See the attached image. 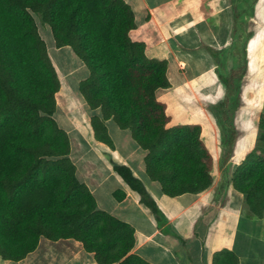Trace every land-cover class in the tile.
<instances>
[{
	"label": "trees",
	"instance_id": "16d2710c",
	"mask_svg": "<svg viewBox=\"0 0 264 264\" xmlns=\"http://www.w3.org/2000/svg\"><path fill=\"white\" fill-rule=\"evenodd\" d=\"M48 25L57 48L69 46L89 76L79 83L93 138L112 148L105 121L131 132L144 150L146 172L165 195L200 193L212 184V157L199 126L169 128L156 90L168 88L166 61L133 41L135 15L124 0H0V258L17 262L41 238L73 239L96 264H150L133 253L134 229L99 210L76 177L70 139L53 117L61 81L36 20ZM258 145L237 167L232 185L243 194V214L264 218V118ZM114 170L150 208L162 215L142 183L125 166ZM117 196V195H116ZM118 199L121 196H117ZM214 264H239L225 251Z\"/></svg>",
	"mask_w": 264,
	"mask_h": 264
},
{
	"label": "crops",
	"instance_id": "0c3cea01",
	"mask_svg": "<svg viewBox=\"0 0 264 264\" xmlns=\"http://www.w3.org/2000/svg\"><path fill=\"white\" fill-rule=\"evenodd\" d=\"M124 1L136 20L130 38L145 44L149 58L166 61L170 86L157 89L156 97L166 105L167 126L200 127V140L212 157V184L200 193L167 196L160 182L147 175V151L129 130L108 119L105 126L113 147L96 141L89 122L94 116L101 117L100 109H90L79 92V83L89 76L87 68L69 46H55L48 25L41 29L37 24L60 81L65 83L63 86L61 81L56 93L53 117L69 136V157L77 179L88 187L99 210L134 229L133 253L150 264H214V258L225 251L234 253L239 264H264V233L255 224L262 219L244 216L243 194L232 185L233 175L252 145L247 99L251 41L243 37L245 21L240 27L236 20V0ZM242 2L245 5V0ZM256 2L257 8L264 5L262 0ZM238 26L242 34L236 37ZM234 94L241 99L240 120L232 119L233 99L228 104L226 100ZM114 166L127 167L142 183L162 215L161 226ZM0 264L96 263L78 241L41 238L24 259L13 262L0 258Z\"/></svg>",
	"mask_w": 264,
	"mask_h": 264
},
{
	"label": "rangeland",
	"instance_id": "374dc122",
	"mask_svg": "<svg viewBox=\"0 0 264 264\" xmlns=\"http://www.w3.org/2000/svg\"><path fill=\"white\" fill-rule=\"evenodd\" d=\"M242 1L243 0L234 1V6H236L235 7L236 20L239 26L243 21H245L243 26V37L244 38L250 37V41H251L249 48L250 49L249 58H250V67H251L250 95L249 97H247V99L250 102L249 104H250V122L252 126V145H251V151H252L259 143V138L261 136V129L259 128V122L262 118H264V5L257 8L258 7L256 6L258 5L256 4L257 0H249V1L245 0V5L243 4ZM262 3L264 4V0H262ZM243 5L245 6V8L243 7ZM243 14H249V15L243 17ZM34 18L35 20H37V24L41 29L45 27V24H43L40 21V19H38L37 16H34ZM239 26L236 27L237 28V31L235 32L236 37H238L239 34H242V31L239 33V28L241 27ZM60 76L61 75H59V77ZM230 77L228 81L231 83L232 78ZM231 99H233V102L235 103L234 104L235 109L233 111L232 119L240 120L241 118L238 112L240 108L239 100L241 99L239 98L238 95H235L233 97L228 96L226 98L227 104ZM230 116L231 113H229V117ZM255 222H256L255 224L259 226L264 233V218L262 219V221H255ZM254 225H252L251 228L253 229L256 228L254 227Z\"/></svg>",
	"mask_w": 264,
	"mask_h": 264
},
{
	"label": "bare ground",
	"instance_id": "6f19581e",
	"mask_svg": "<svg viewBox=\"0 0 264 264\" xmlns=\"http://www.w3.org/2000/svg\"><path fill=\"white\" fill-rule=\"evenodd\" d=\"M55 50V49H54ZM52 52V51H51ZM51 58V57H50ZM55 60V59H54ZM72 61V60H71ZM52 62V61H51ZM79 62V61H78ZM82 70V69H81ZM59 71V70H58ZM81 74V73H80ZM59 76V75H58ZM79 76H81V75H79ZM62 81V80H61ZM262 83V82H261ZM62 85L64 86L65 85V83L62 81ZM218 87V86H217ZM70 88V87H69ZM215 89V88H214ZM254 89V88H253ZM217 90V89H216ZM258 90V89H257ZM218 91V90H217ZM260 92V91H259ZM258 92V93H259ZM262 94V93H261ZM69 95H71V94H69ZM183 95V94H182ZM187 95V94H186ZM216 95V94H215ZM258 95V94H257ZM179 96V95H178ZM177 96V97H178ZM188 97V96H187ZM213 97V96H212ZM71 98V97H70ZM65 99V98H64ZM64 99H62V100H64ZM75 99V98H74ZM181 99H182V97H181ZM59 100H60V98H59ZM75 101V100H74ZM61 102V101H60ZM78 102V101H77ZM62 103V102H61ZM177 103H180V102H177ZM63 104V103H62ZM61 104V105H62ZM61 105H59L61 108L63 107V106H61ZM180 106V105H179ZM178 107V106H177ZM183 108V107H182ZM171 110V109H170ZM179 110H181V109H179ZM186 110V109H185ZM177 114V113H176ZM178 117V116H177ZM115 129V128H114ZM247 129V128H246ZM255 131V130H254ZM254 135H255V133H254ZM112 137V136H111ZM123 138V137H122ZM120 140V139H119ZM122 141V140H121ZM247 142V141H246ZM238 147V146H237ZM104 149V148H103ZM135 149V148H134ZM107 151V150H106ZM138 156V155H137ZM140 160H141V158H140ZM142 161V160H141ZM141 173V172H140ZM138 177V176H137ZM141 177V176H140ZM139 178V177H138ZM142 181V180H141ZM128 187V186H127ZM132 197V196H131ZM73 247V246H72ZM68 248H70V247H68ZM66 249V248H65ZM67 252V251H66ZM79 255V254H78Z\"/></svg>",
	"mask_w": 264,
	"mask_h": 264
}]
</instances>
